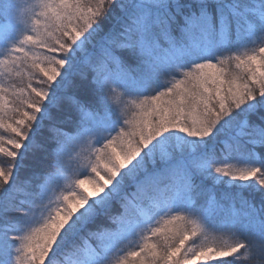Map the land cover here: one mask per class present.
I'll return each mask as SVG.
<instances>
[{"label": "snow or ice", "instance_id": "6c2138e0", "mask_svg": "<svg viewBox=\"0 0 264 264\" xmlns=\"http://www.w3.org/2000/svg\"><path fill=\"white\" fill-rule=\"evenodd\" d=\"M0 17V264H264V0Z\"/></svg>", "mask_w": 264, "mask_h": 264}, {"label": "trees", "instance_id": "16d2710c", "mask_svg": "<svg viewBox=\"0 0 264 264\" xmlns=\"http://www.w3.org/2000/svg\"><path fill=\"white\" fill-rule=\"evenodd\" d=\"M3 22V17H0V23H2Z\"/></svg>", "mask_w": 264, "mask_h": 264}]
</instances>
